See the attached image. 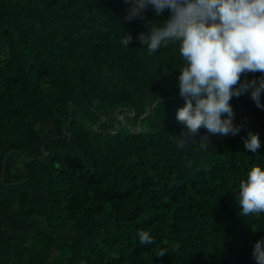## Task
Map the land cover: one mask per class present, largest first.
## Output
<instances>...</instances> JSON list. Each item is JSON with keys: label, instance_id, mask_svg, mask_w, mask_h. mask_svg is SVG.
Returning a JSON list of instances; mask_svg holds the SVG:
<instances>
[{"label": "trees", "instance_id": "16d2710c", "mask_svg": "<svg viewBox=\"0 0 264 264\" xmlns=\"http://www.w3.org/2000/svg\"><path fill=\"white\" fill-rule=\"evenodd\" d=\"M127 7L0 0V264H256L264 213L241 215L235 195L264 168V109L233 97L238 134L201 127L178 148L183 60L171 42L148 53L136 39L169 12L126 22Z\"/></svg>", "mask_w": 264, "mask_h": 264}, {"label": "clouds", "instance_id": "9594fccd", "mask_svg": "<svg viewBox=\"0 0 264 264\" xmlns=\"http://www.w3.org/2000/svg\"><path fill=\"white\" fill-rule=\"evenodd\" d=\"M128 6L124 20H143L151 7L154 17L165 9L169 15L158 25L153 19L147 30L136 39L148 53L169 42L178 48L183 65L177 77L179 95L184 105L177 108L175 118L186 131L177 137V147L194 141L203 127L211 134L236 135L243 125L235 123L230 104L233 97L248 92L257 108L264 109V0H124ZM133 37L123 34L121 43L128 47ZM259 72L254 79H241L242 74ZM205 147L206 137L198 142ZM246 150L261 147L259 134L248 131L243 140ZM236 201L243 216L264 213V168L254 165L239 180ZM139 243L151 245L147 230L136 233ZM168 253L159 249V256ZM256 264H264V237L252 246Z\"/></svg>", "mask_w": 264, "mask_h": 264}]
</instances>
